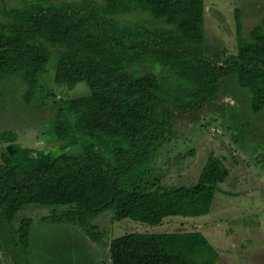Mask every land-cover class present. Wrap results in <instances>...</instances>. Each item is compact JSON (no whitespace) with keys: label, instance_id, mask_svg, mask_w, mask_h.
<instances>
[{"label":"trees","instance_id":"trees-1","mask_svg":"<svg viewBox=\"0 0 264 264\" xmlns=\"http://www.w3.org/2000/svg\"><path fill=\"white\" fill-rule=\"evenodd\" d=\"M235 21L237 51L220 61L208 54L205 0H0V82L21 78L31 102L52 63L56 84L90 90L56 100L47 132L61 142L57 155L0 134V216L13 222L28 205L48 207V220L78 224L101 243L104 231L92 221L107 211L149 226L208 215L230 175L225 160L210 153L196 181L180 185H162L150 164L173 138L176 117L215 102L228 82L249 94L253 115L264 114V14L248 31L239 10ZM141 65L162 68L169 81ZM73 147L80 152L68 153ZM31 225L22 217L16 229L24 249ZM108 253L112 264L220 259L198 230L125 233Z\"/></svg>","mask_w":264,"mask_h":264},{"label":"rangeland","instance_id":"rangeland-1","mask_svg":"<svg viewBox=\"0 0 264 264\" xmlns=\"http://www.w3.org/2000/svg\"><path fill=\"white\" fill-rule=\"evenodd\" d=\"M22 1L6 3L19 5ZM237 10L248 31L263 16L264 0H205V38L208 54L214 59L221 61L237 51ZM140 70L157 72L169 81V73L162 68L141 65ZM53 76L54 67L49 63L31 102L25 100L27 85L21 78L0 82V134L11 131L20 146L57 155L61 142L47 132L59 108L56 100L65 103L90 90L84 82L72 89L58 85ZM168 86L179 90L170 82ZM223 87L219 98L201 111L176 117L173 138L150 164L162 185H180L196 181L210 153L225 160L230 175L218 187L208 215L172 216L149 226L130 219L115 221L107 211L92 221L104 231L101 243H95L78 224L48 220L51 208L28 205L13 222L0 216V264H112L108 243L114 237L185 230L201 231L208 238L220 254L216 264H264V114L251 113L247 92L230 82ZM67 152L78 154L80 149ZM22 217L32 219L28 249L21 246L16 233Z\"/></svg>","mask_w":264,"mask_h":264}]
</instances>
